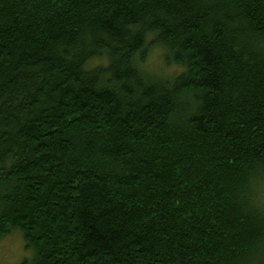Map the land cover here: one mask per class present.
<instances>
[{
	"label": "trees",
	"instance_id": "16d2710c",
	"mask_svg": "<svg viewBox=\"0 0 264 264\" xmlns=\"http://www.w3.org/2000/svg\"><path fill=\"white\" fill-rule=\"evenodd\" d=\"M158 42L188 71H142ZM257 161L264 0H0V244L20 234V264H253Z\"/></svg>",
	"mask_w": 264,
	"mask_h": 264
},
{
	"label": "clouds",
	"instance_id": "9594fccd",
	"mask_svg": "<svg viewBox=\"0 0 264 264\" xmlns=\"http://www.w3.org/2000/svg\"><path fill=\"white\" fill-rule=\"evenodd\" d=\"M139 27V26H136ZM157 35V31H147L145 34V46L148 42L153 40ZM174 51L170 49L163 42H158L153 45L147 52V55L143 61L139 60L137 54V65L142 71L148 73H155L161 77L174 80L176 76L188 71L186 63L172 60ZM165 55L169 57L171 62L165 60ZM109 58L107 55L103 57H92L83 64L85 70L95 67L98 64L107 65ZM195 101L193 105L195 106ZM11 161H9L10 163ZM241 198L246 202V211L254 212L257 218L264 219V161H257L249 170ZM19 232V230H17ZM24 241L18 240L11 254L5 253L0 259V264H20L24 257H28L31 260L34 249L29 248L25 250L23 248ZM253 264H264V243H257L256 251L253 256Z\"/></svg>",
	"mask_w": 264,
	"mask_h": 264
},
{
	"label": "rangeland",
	"instance_id": "374dc122",
	"mask_svg": "<svg viewBox=\"0 0 264 264\" xmlns=\"http://www.w3.org/2000/svg\"><path fill=\"white\" fill-rule=\"evenodd\" d=\"M148 73V72H147ZM150 75H154L157 77H161L155 73H148ZM164 78V77H161ZM21 235L18 233L13 234L12 236H10L9 238L5 239L4 241H2V243L0 244V259H2L3 255L5 253L11 254L13 251V248L15 247L16 243L18 242V240H21ZM24 248V245H23ZM25 249V248H24Z\"/></svg>",
	"mask_w": 264,
	"mask_h": 264
},
{
	"label": "bare ground",
	"instance_id": "6f19581e",
	"mask_svg": "<svg viewBox=\"0 0 264 264\" xmlns=\"http://www.w3.org/2000/svg\"><path fill=\"white\" fill-rule=\"evenodd\" d=\"M24 184V183H23Z\"/></svg>",
	"mask_w": 264,
	"mask_h": 264
}]
</instances>
